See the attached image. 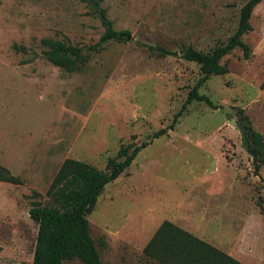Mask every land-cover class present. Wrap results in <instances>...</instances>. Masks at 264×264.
<instances>
[{
	"label": "rangeland",
	"instance_id": "374dc122",
	"mask_svg": "<svg viewBox=\"0 0 264 264\" xmlns=\"http://www.w3.org/2000/svg\"><path fill=\"white\" fill-rule=\"evenodd\" d=\"M245 1L100 0L128 35L98 42L104 28L81 0H0V165L19 179L0 181V264H31L28 209L51 203L46 190L63 159L103 170L119 147L143 141L86 215L100 263L154 264L141 249L168 220L243 264H264V163L253 175L237 129L241 111L264 142V0L242 36L249 57L234 48L220 59L226 72L197 87L216 107L192 100L167 128L201 75L181 51L224 43ZM41 38L88 59L78 71L59 68Z\"/></svg>",
	"mask_w": 264,
	"mask_h": 264
},
{
	"label": "trees",
	"instance_id": "16d2710c",
	"mask_svg": "<svg viewBox=\"0 0 264 264\" xmlns=\"http://www.w3.org/2000/svg\"><path fill=\"white\" fill-rule=\"evenodd\" d=\"M95 14L103 32L98 42L106 40L121 41L128 35V30H116L107 18L106 9L100 6V0H81ZM261 0H246L239 9L236 27L227 40L214 46L207 52H201L190 45L185 47L180 56L198 65L200 77L182 102L180 109L173 115L168 129L174 123L186 105L192 100L203 101L216 107L210 99L197 92L198 85L210 74H224L226 67L220 59L234 48H240L242 57L250 55L248 45L242 36L250 30L249 17L252 9ZM44 47L42 54L53 65L66 71H78L88 59V54L80 47L60 40L41 38ZM160 54H172L160 46L148 45ZM264 89V77L259 82ZM237 121L240 142L250 156L253 175L259 176L260 166L264 163V142L260 132L252 128L247 116L238 111ZM166 132L161 128L151 138ZM148 141L130 149V145L119 147L114 157H108L103 170L97 169L77 159L65 158L58 166L46 190L51 198L48 205L33 204L28 209L29 217L36 223V234L32 250L31 264H65L76 260L80 264H101L94 242L89 234L86 215L93 208L97 196L104 186L113 181L131 163L139 150ZM130 149V150H129ZM0 181L19 183V179L0 165ZM260 210L264 203L257 197ZM143 257L154 264H243L230 254L218 249L203 239L168 220H162L141 249Z\"/></svg>",
	"mask_w": 264,
	"mask_h": 264
},
{
	"label": "water",
	"instance_id": "95a60500",
	"mask_svg": "<svg viewBox=\"0 0 264 264\" xmlns=\"http://www.w3.org/2000/svg\"><path fill=\"white\" fill-rule=\"evenodd\" d=\"M229 123H231V124H233L235 127H237L236 124H235V122L233 121V119H229ZM237 129H238V127H237Z\"/></svg>",
	"mask_w": 264,
	"mask_h": 264
},
{
	"label": "crops",
	"instance_id": "0c3cea01",
	"mask_svg": "<svg viewBox=\"0 0 264 264\" xmlns=\"http://www.w3.org/2000/svg\"><path fill=\"white\" fill-rule=\"evenodd\" d=\"M261 90H264V89H261ZM194 235V234H193ZM200 238V237H199ZM202 239V238H201ZM212 245V244H211Z\"/></svg>",
	"mask_w": 264,
	"mask_h": 264
}]
</instances>
